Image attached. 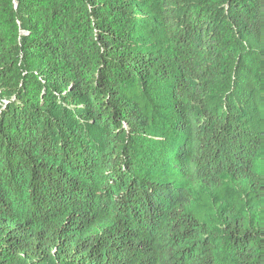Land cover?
I'll return each mask as SVG.
<instances>
[{"label": "trees", "instance_id": "obj_1", "mask_svg": "<svg viewBox=\"0 0 264 264\" xmlns=\"http://www.w3.org/2000/svg\"><path fill=\"white\" fill-rule=\"evenodd\" d=\"M0 264H264V0H0Z\"/></svg>", "mask_w": 264, "mask_h": 264}]
</instances>
